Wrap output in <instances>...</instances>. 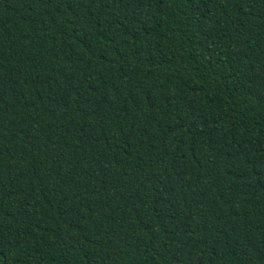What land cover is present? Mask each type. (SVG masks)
Masks as SVG:
<instances>
[{
  "label": "trees",
  "instance_id": "obj_1",
  "mask_svg": "<svg viewBox=\"0 0 264 264\" xmlns=\"http://www.w3.org/2000/svg\"><path fill=\"white\" fill-rule=\"evenodd\" d=\"M0 264H264V0H0Z\"/></svg>",
  "mask_w": 264,
  "mask_h": 264
}]
</instances>
